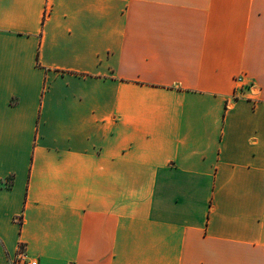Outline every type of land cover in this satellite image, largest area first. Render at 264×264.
<instances>
[{"label": "crops", "instance_id": "crops-1", "mask_svg": "<svg viewBox=\"0 0 264 264\" xmlns=\"http://www.w3.org/2000/svg\"><path fill=\"white\" fill-rule=\"evenodd\" d=\"M264 264V0H0V264Z\"/></svg>", "mask_w": 264, "mask_h": 264}, {"label": "built area", "instance_id": "built-area-1", "mask_svg": "<svg viewBox=\"0 0 264 264\" xmlns=\"http://www.w3.org/2000/svg\"><path fill=\"white\" fill-rule=\"evenodd\" d=\"M26 264H37V261L26 262Z\"/></svg>", "mask_w": 264, "mask_h": 264}]
</instances>
